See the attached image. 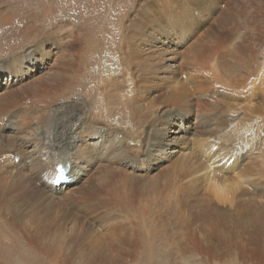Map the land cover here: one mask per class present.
I'll return each instance as SVG.
<instances>
[{"label": "rangeland", "instance_id": "obj_1", "mask_svg": "<svg viewBox=\"0 0 264 264\" xmlns=\"http://www.w3.org/2000/svg\"><path fill=\"white\" fill-rule=\"evenodd\" d=\"M120 25L127 28L129 50L120 47ZM99 49H106L108 56H125L128 51L127 84H136L146 104H157L155 115L177 110L175 100L179 99L167 98L175 91H187L191 103L196 102L192 108L200 106L202 114L222 121L228 130L233 131L238 122L241 128L248 125L244 140L251 146L243 152L237 147L233 151L238 149L239 168L247 165L244 172L249 181L230 177L248 190V195L241 197L239 192L234 197L230 191L219 201L210 188L207 190L203 177L207 172L222 173L223 163L212 165L207 152L197 163L194 144L206 139L194 136L195 127L187 132L184 125L187 134L171 142L172 153L164 151L171 159H164L155 172H148L145 164L140 168V162L133 167L119 165L118 154L112 152L105 156L115 172L121 167L130 178L136 176L126 186V202L129 198L137 203L147 199V220L133 209L111 215L109 203L120 201L114 188H119L116 182L123 174L110 183L115 194L109 197L103 189L97 190L103 172L90 171L82 161L74 165L75 158L71 159L74 175L84 181L77 185L71 181L70 187L56 195L61 200L44 198L50 194L51 184L57 188L63 185L56 184L57 169L63 165L49 157L51 145H59L60 138L52 135L56 118H62L67 107L70 112L86 103L79 92L63 94L62 90L71 76L87 70ZM165 58L170 62L165 63ZM0 100V107H5L0 114L1 131L7 120L19 119L16 115L25 112L27 119L44 118L38 115L45 114L43 121L49 126L44 139L32 140L33 133L16 146L20 152L28 151L25 156L29 161L33 160L29 153L35 152L37 164L47 169L35 172L29 193L12 198L0 209V229L7 230L5 239L17 249L9 255L10 264H264V0H0ZM196 111L191 116H198ZM69 118L67 114L63 123ZM121 121L115 115L106 127L120 128ZM144 122L135 124V134L129 133L131 123L127 121V139L137 146L132 157L153 149L145 150L143 140L153 136L152 121ZM79 125L77 122L71 131L78 133ZM94 144L87 139L83 146L93 149ZM221 155H225L227 166L237 156L234 153L229 159L224 152ZM15 156L12 162L17 169H24L26 160ZM185 159L194 163V175L187 174L190 163ZM54 164H58L56 169ZM198 164L211 171H197ZM54 171L55 178L49 181L48 175ZM155 178L159 185L153 190L149 182ZM193 186L199 191L193 193ZM153 237L157 246L149 254L148 241Z\"/></svg>", "mask_w": 264, "mask_h": 264}, {"label": "bare ground", "instance_id": "obj_2", "mask_svg": "<svg viewBox=\"0 0 264 264\" xmlns=\"http://www.w3.org/2000/svg\"><path fill=\"white\" fill-rule=\"evenodd\" d=\"M120 26H121L122 31H123V38L121 39L122 46L120 45V47H122V49L124 51L127 48V42L125 41V33H127V28H125L123 25H120ZM116 30H117V28H116ZM110 34H111V32H110ZM121 35H122V33H121ZM219 44H220V42H219ZM219 44L216 43L217 47L219 46ZM212 45H213V43H212ZM154 46L157 47V45H154ZM209 47H210V45H209ZM217 47H216V49H217ZM211 48H212V50L215 51V48H213V46ZM114 49H117V46H115ZM105 50L104 51L100 50V49L95 50L94 51V59H93V61H91L92 62L91 65H87V67H86L87 70H84L81 73L79 72L78 74L71 76L69 78L70 83H68L65 86V88H63V90H62L63 94L67 91H70L72 93L73 92L74 93L79 92L84 97V99L86 98L85 99L86 103L84 104V106L80 104L79 107L73 108L74 111L69 112V109L67 107L65 109V112L61 113V114H63V117L62 118H58V117L56 118L54 130L52 132V135L54 136V138L56 137V138H60V139H59L58 147H57L55 142H54V144L51 145L50 150H49V152H50L49 157H52L54 160H56V161H54V163L60 162L59 164H62L64 166V168L67 169V172L69 173L68 176L72 180V182L76 183L75 185H77V184H81L85 179L83 177L77 178L74 175L73 165H72L73 163H71L72 158H75L74 165L75 164L78 165L79 161H82V164L86 165L88 169L90 168V171L92 169L93 170L96 169L97 172H100L101 174L103 172V174L98 179L99 181L97 182L98 183L97 190L103 189V192L105 191L106 195H108L109 197H111L112 195L115 194V192H113V187L111 186L110 183L115 181L113 179H116V175L123 174L120 177L119 182L115 181L116 186H119V188H114V190H116L119 193L120 201L119 202H112V200H111V202L109 203L110 205L113 206L112 210H110V211H112L111 215L115 216L116 213L117 214H125L130 209H133L135 213L143 214L144 218L147 220L148 216H146V214L144 212V209H149V203H148L147 199L137 203V202L131 201L132 198H129L126 202V197L128 196L126 186H127V184L130 185L129 180L134 181L136 176L130 178V175H127V170H125V168H121V167H119V171L117 170L118 173L115 172L116 168L113 169L112 166L109 165V162H107V157H105V156L107 154H109L110 152H112L113 154H118L119 165L126 164L127 167H130V166L133 167V164H137L140 162V164H139L140 168L142 167V164H145L148 172H155L161 168V166L163 165L164 159H165V161H168L169 159H171V158H167L168 156H166V157L164 156V151L165 152H171L172 151V150H169V147L172 146L171 142L174 143L175 140L181 139L182 137H180V136H184L185 134H187V132H189L190 130H193V128L195 127L194 128V133H195L194 136H196L198 138L206 139V140L201 139L200 141L198 140V143L194 144V149L197 150V153L195 152L193 158H195L197 160L196 162L197 163L199 162V160H200L199 157L201 156V154L203 155L207 152V157L211 158L212 165H217L220 162L223 163L222 168H221L222 173H215L214 175L213 174L208 175V172H207L205 175L206 177L205 176L203 177L202 180L205 182L207 190H208V188H210L212 190L214 196L216 198H218L219 201L225 199L226 195L230 191L233 192L234 197L239 192L241 193V195H240L241 197L248 195L249 191L245 190L244 187L240 188L239 186H237L235 184V181L230 180V177H232V178L237 177L236 178L237 180L240 178V180L244 179L246 181H249L247 179L248 176H246V174L244 172L245 167L247 165L245 167L242 166V168H239L241 165H239V163H238V159H237L238 153H236V152H238L237 151L238 149H241L243 152V150H246L249 148V146H251L250 145L251 143H248V142L246 143V140H244L245 139V137H244L245 129L244 128L245 127L248 128L249 126L247 125V126H243L241 128V122H238L237 124H235L234 128L232 127L233 131L235 130L234 132L230 131V129L228 130L227 125L225 123H223L222 121L216 120L217 118L215 120H213L215 117L213 118V116H212L210 118V115L205 116L206 113L204 112V110L202 111V112H204L202 114L200 106H199V108H192L191 106L194 105L196 102L191 103V100L188 99L190 97V94H188L187 91H185L183 94H180V93L175 91V92L171 93V95L167 98L168 101H171V100L174 101L173 99H175V98L179 99V101L175 100V102L177 101V103L178 102L180 103L182 101L180 104L176 103V106H174L177 110L170 111V112H165L162 110L161 114L155 115L153 112L155 111L154 108L156 107L157 104H153V103H147L146 104L145 98L139 94L140 92H139L136 84L134 83L133 86H131L132 85L131 83L127 84V52L128 51L125 52L126 53L125 56H114V55L108 56V54H106ZM169 52L172 53L173 51H171L169 49ZM169 52H164V53L162 52V53L164 55V54H168ZM95 54H96V57H95ZM133 54H131V55H133ZM134 56H135V54H134ZM25 60L29 64L30 58L28 57V59H25ZM169 60H171V59L165 58L164 62L165 63L170 62ZM142 64H144V63H142ZM236 66L240 67V64L237 63ZM203 67H205V66H203ZM7 68H9V67H7ZM124 68H125V70H124ZM247 75H248V72H247ZM202 77H204V76H202ZM205 77H207V76L205 75ZM130 79H131V77H130ZM165 79H168V78H165ZM171 79H170V83L172 82ZM198 79L200 80V78H198ZM218 82H219V84L224 83L222 80H221V82H220V80H218ZM217 86H219V85H217ZM161 87H163V85ZM174 88H176V87H174ZM225 90H227V89H225ZM235 91H237V90H235ZM59 94H61V93H59ZM10 96H13V93H11ZM69 96H71V95H69ZM64 97H65V95H64ZM68 98H71V97H68ZM190 99H192V97ZM2 101H4V100H2ZM199 102H201V101H199ZM6 103H7V99H6ZM74 106L75 105L69 106V107H74ZM3 108L5 109V107H0V114H2ZM193 109L194 110L197 109L196 113H198V116H196V115L191 116V112L194 111ZM179 111H183L184 113L179 112ZM222 112H223V110H222ZM25 113L24 114H17L16 117L19 119L7 120L8 124L5 125V127L3 128L2 131L0 130V209H2L1 207H3V208L7 207L12 198H19V197L24 196L27 193H29L32 190L31 188L33 187V182L35 181L36 176H37L35 172L37 170L41 171L44 169L43 166L38 165L37 162L35 161V152L29 153V155L33 158V160L29 161V156H25V154H27L28 151L24 150V152H20V149L16 148V146L20 140H23V139L25 140L26 137H28L30 135L33 136L32 135L33 133H35V136L32 140H35V141L39 140L40 141L42 138L44 139L45 135H46L45 130L49 129V126L46 123L47 121H43L46 118L45 114L40 113V115H38V116H42L44 118L34 117L31 119H27V114H25ZM67 114H70L69 122L63 123V119L66 117ZM82 114H84V116ZM208 114H209V112H208ZM115 115H119L121 117L122 121L119 123V125L121 127L120 128H118L119 126L117 128L114 127V128H112L113 130H109L108 127H106V126H108V125L110 126V124H112L113 117L115 118ZM213 115H214V113H213ZM7 116H8V114H7ZM149 118L152 121V124L150 123V125H152V128L150 127L151 128L150 135L153 137L152 138H150V137L145 138L143 140V144H144L145 150L147 148H149V150H150L151 146L153 147V149L150 151L146 150V152H144L143 154H141L137 157H132L130 155V153H132L131 151H132L133 147L136 145H135V142L133 140L127 139V131H128L127 130V121L129 124L131 123V126H128V128L130 127L129 133L130 132L135 133L136 128H137V125H135V124H137V122H139L140 120L143 122L144 121L146 122V120L148 121ZM135 119H136V122L133 121ZM1 121H2V119H1ZM73 121L80 122V125L78 127V131H79L78 133L71 131L72 127L75 126L77 123V122L74 123ZM43 122H45V123H43ZM71 122H73V123H71ZM140 124H141V122H140ZM146 125H144V127H146ZM184 125L187 126L186 127L187 132L184 131ZM154 127H155V129H154ZM142 129H145V128H141V130ZM238 129H240V131L237 132L236 130H238ZM30 130H32L33 132H31V133L28 132ZM141 130H138V131H141ZM249 130L250 129L248 128L247 132H249ZM158 132L159 133L161 132V134H163V137H161V138L154 137L155 133H158ZM146 133H147V130H146ZM169 135L171 137L173 136L171 140H169L170 139ZM200 135H203V136L200 137ZM211 137H213V138H211ZM87 139H90V140L96 142V145L94 144L95 147H92L93 149L85 148L83 146V143L86 142ZM125 139H127V141ZM183 139H184L183 141L187 140V138H184V137H183ZM52 140L54 141V139H52ZM236 141L240 142V143H237ZM232 144H234V145L231 147L230 145H232ZM183 147H184V145H183ZM236 147L238 149L234 152L233 149ZM141 148H139V149H141ZM62 149H64V150H62ZM125 149H127V151H126L127 152V159L124 158L126 156L125 155ZM65 151H68V152L61 154ZM120 151L122 153H120ZM223 152L226 154L227 157H229V159L232 158L234 153L237 154V156L234 158L232 165H229V166L226 165V161L223 160V158H225V155H221ZM14 154L17 155L14 158L20 157L21 160L22 159L26 160L27 165L25 166L24 169H21V170L17 169V167L15 166V163L12 162L15 160V159L14 160L11 159ZM189 156L191 157V155H189ZM247 160H249V159H247ZM68 161H70V162H68ZM185 161H187V162L189 161L188 163H190V167L187 170V174L191 173V175H192V172H193V175H194V171H193L194 167H195L193 165L194 163L191 162L192 161L191 159H185ZM254 162L255 161H250L249 163H254ZM53 166L56 169L58 167V164L57 165L54 164ZM197 168L200 171H205V172L208 171V169L210 170L209 167L207 169L206 166H204L203 164H198V167H196V170H197ZM46 169L47 168H45L44 171H46ZM135 169H137L136 166H135ZM100 170H102V171H100ZM197 171H195V173ZM30 173H31V175H29ZM224 173H225V175H223ZM229 173H231V175H229ZM55 175H56V171L51 172L48 175V180L49 181H50V179L53 180L55 178ZM85 177H86V175H85ZM81 179H83V180H81ZM70 184H72V183H70ZM149 184H150L151 188L153 190H155L157 188V186L159 185V178L151 179ZM50 186H51V192L49 195H46L47 197L45 196L44 198H47V199L49 198V200H51V201H52V199H55V200L60 199L61 200V196H56V195L59 193V191H63V190L68 188V186H66L64 184L60 188H57L55 186L53 187L52 184ZM240 186H242V183ZM191 191L193 193H196L199 191V187L193 186L191 188ZM61 194H63V193H61ZM63 196L64 195H62V197ZM66 198L67 197H65V199ZM63 199H64V197H63ZM104 204L106 205V203H104ZM146 213H148V211ZM116 216H118V215H116ZM123 217H125V216H123ZM0 218H1V214H0ZM8 230H10V229H8ZM5 233H7V230L0 229V252H1L0 253V264H10V262L12 260H10L11 256L9 257V255L12 254L13 252H16V250H17L16 246L13 243H11L7 239H5ZM156 246L157 245H156V242H154V237H153L152 240L148 241L149 254H152L153 249ZM132 253L133 252L130 253V256L132 255ZM3 258H4V260H3ZM120 258L121 257H119V260H120ZM115 260L117 261L116 258H115Z\"/></svg>", "mask_w": 264, "mask_h": 264}]
</instances>
